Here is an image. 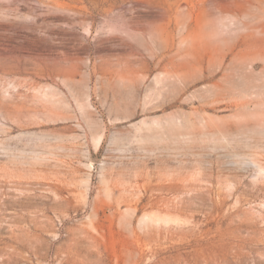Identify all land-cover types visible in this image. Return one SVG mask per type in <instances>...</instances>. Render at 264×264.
<instances>
[{
	"label": "rangeland",
	"instance_id": "rangeland-1",
	"mask_svg": "<svg viewBox=\"0 0 264 264\" xmlns=\"http://www.w3.org/2000/svg\"><path fill=\"white\" fill-rule=\"evenodd\" d=\"M0 264H264V0H0Z\"/></svg>",
	"mask_w": 264,
	"mask_h": 264
}]
</instances>
